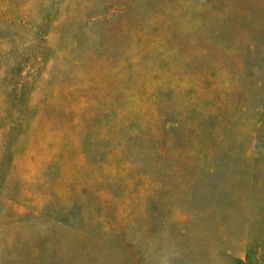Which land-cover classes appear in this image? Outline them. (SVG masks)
<instances>
[{"label": "rangeland", "instance_id": "374dc122", "mask_svg": "<svg viewBox=\"0 0 264 264\" xmlns=\"http://www.w3.org/2000/svg\"><path fill=\"white\" fill-rule=\"evenodd\" d=\"M0 264H264V0H0Z\"/></svg>", "mask_w": 264, "mask_h": 264}]
</instances>
